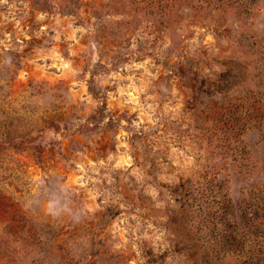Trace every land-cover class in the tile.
Returning a JSON list of instances; mask_svg holds the SVG:
<instances>
[{
    "label": "rangeland",
    "instance_id": "1",
    "mask_svg": "<svg viewBox=\"0 0 264 264\" xmlns=\"http://www.w3.org/2000/svg\"><path fill=\"white\" fill-rule=\"evenodd\" d=\"M260 51L264 0H0V264H264Z\"/></svg>",
    "mask_w": 264,
    "mask_h": 264
},
{
    "label": "trees",
    "instance_id": "2",
    "mask_svg": "<svg viewBox=\"0 0 264 264\" xmlns=\"http://www.w3.org/2000/svg\"><path fill=\"white\" fill-rule=\"evenodd\" d=\"M258 56H260V59L263 61L261 67L264 68V51L258 52ZM260 72L262 70L258 67ZM261 74V73H260ZM90 91L97 96L98 94L95 93L94 88L90 86ZM104 97H102L103 99ZM248 100V103L246 104H241L242 109L246 107L243 111L245 117V122L247 121H252V120H257L260 122L264 121V91L263 92H256V93H251L249 96L246 97V101ZM107 105L106 103L103 104V108L106 109ZM40 135H43L44 130L40 129L39 131ZM38 136H30L27 135L25 137H18V138H6L3 141H0V155L8 152L9 150H22L26 147H29L33 143L39 139ZM35 152L36 156L39 157V159L42 156L43 153V147L42 146H36L35 147ZM72 263L74 264H79L80 261H74L72 260Z\"/></svg>",
    "mask_w": 264,
    "mask_h": 264
},
{
    "label": "clouds",
    "instance_id": "3",
    "mask_svg": "<svg viewBox=\"0 0 264 264\" xmlns=\"http://www.w3.org/2000/svg\"><path fill=\"white\" fill-rule=\"evenodd\" d=\"M56 209V202L49 201L47 204L44 205L43 211L49 219H55L59 213L55 210Z\"/></svg>",
    "mask_w": 264,
    "mask_h": 264
}]
</instances>
